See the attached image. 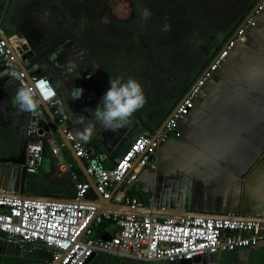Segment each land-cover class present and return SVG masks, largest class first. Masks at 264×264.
<instances>
[{
	"label": "crops",
	"instance_id": "0c3cea01",
	"mask_svg": "<svg viewBox=\"0 0 264 264\" xmlns=\"http://www.w3.org/2000/svg\"><path fill=\"white\" fill-rule=\"evenodd\" d=\"M5 4L6 0H0V17ZM26 17V13L22 14L16 31L7 35H17L34 51L35 55L26 60V67L32 68L31 74L46 76L53 85L57 81L61 82V87L57 89V104L64 115L62 125L68 127L78 140L83 141L76 135L78 131H83V125L77 122L76 116L82 115L86 121L93 119L86 109L96 108L102 95L110 87V79L72 26L63 31L58 28L57 31L71 36L55 44L56 35L53 34H56V29L52 34L48 33L47 37L43 35L45 38L42 35L34 36L33 32H24ZM55 25L58 26L56 23ZM250 42L252 45H249ZM70 62L75 64V69L70 70ZM74 87L83 88L80 99H71L70 91ZM0 103L7 104L5 100ZM2 107L0 105V111ZM44 113L41 128L61 140L51 119L45 111ZM0 118V132H5L4 127L7 125L14 131L15 124L10 121L15 118L13 111ZM135 121L138 119L133 114L129 123L116 132L105 131L96 123L95 132L87 143L96 153L104 156L103 163L106 167L113 165L109 155ZM157 124L154 119L147 124L148 128L143 127L153 131L161 123ZM179 124L181 136H171L159 146L154 156L156 166L152 170L165 176L181 173L190 180L191 211L263 220L264 8L256 16V25L247 30V42L238 43L230 51L222 66L205 83L201 95L195 100L194 108ZM61 156L69 164L64 170L59 168L56 157L45 147L37 175H41L43 181L56 182L57 188L42 187L41 192L35 195L72 198V173L77 179L87 180L66 146L61 148ZM4 165L0 161V188H4L2 181L9 172ZM33 190L37 189L33 187ZM134 195L141 200L139 194ZM86 197L90 200L96 198L92 188ZM102 230L109 232V226ZM51 258L50 249L38 245L28 247L17 240H4L0 236V264H50ZM197 261L196 264H264V240L256 247L221 250L212 259L201 257ZM88 264L167 262H143L97 252Z\"/></svg>",
	"mask_w": 264,
	"mask_h": 264
},
{
	"label": "built area",
	"instance_id": "2783aa9c",
	"mask_svg": "<svg viewBox=\"0 0 264 264\" xmlns=\"http://www.w3.org/2000/svg\"><path fill=\"white\" fill-rule=\"evenodd\" d=\"M256 2L258 4L251 15L243 18L175 103L162 128L150 131V135L139 134L119 161L110 167L104 165L102 154L96 153L87 142L78 140L68 127L62 125L64 115L58 109L57 95L50 100L40 97L36 86L42 79L50 81L49 78L31 74L32 68L24 70L18 66L16 56L21 57L19 48L24 40L15 34L6 35V38L0 36V64L8 72L11 69L22 71L24 80L12 78L13 82L18 89L23 84L32 86L41 102L35 115L29 113L25 161L22 165L25 173L31 175L39 172L45 147L56 157L61 170L69 166L61 156L65 143L41 128L45 118L44 103L54 115L59 116L57 122L61 124L65 139L70 142L75 155L83 161L101 197L110 198L116 204L140 207L142 201L128 188L145 167L155 168L154 156L159 146L171 136H181L178 125L194 108L205 83L238 43L247 42L246 31L256 25V16L264 8V0ZM27 72L30 79L26 77ZM72 177L74 195L71 200L14 197L0 188V231L18 236L25 243L36 241L52 246L55 249L52 250L50 264H84L97 252L143 262L160 260L168 263L221 250L256 247L264 240V220L258 218H234L230 214L219 217L164 215L98 208L94 203L85 201L91 189L90 181L77 179L74 173ZM122 183L124 187L121 188ZM103 221H108L114 227L112 232L102 230L103 234H110V239L94 233Z\"/></svg>",
	"mask_w": 264,
	"mask_h": 264
},
{
	"label": "trees",
	"instance_id": "16d2710c",
	"mask_svg": "<svg viewBox=\"0 0 264 264\" xmlns=\"http://www.w3.org/2000/svg\"><path fill=\"white\" fill-rule=\"evenodd\" d=\"M125 1L127 17L118 16L108 0H53L50 10L57 25L73 27L109 79L131 77L142 84L147 102L134 115L148 128L149 122L159 124L169 114L257 0ZM145 9L151 13L147 20ZM104 18L109 21L103 23ZM164 25L168 31L162 30ZM53 35L55 44L71 36L61 31ZM24 191L30 193L26 186ZM107 226L112 232L114 227L103 221L95 235Z\"/></svg>",
	"mask_w": 264,
	"mask_h": 264
},
{
	"label": "water",
	"instance_id": "95a60500",
	"mask_svg": "<svg viewBox=\"0 0 264 264\" xmlns=\"http://www.w3.org/2000/svg\"><path fill=\"white\" fill-rule=\"evenodd\" d=\"M258 2L255 3L254 7L248 13V16L251 15L252 11L256 7ZM0 17V36L6 38V34L1 27ZM247 34V31H246ZM244 44V43H243ZM249 45H252L250 42ZM19 53H21V57L16 56V62L21 69L26 70V60L30 57H33L34 51L29 47L26 41L21 43L19 48ZM227 59V58H226ZM1 62V59H0ZM2 65L0 64V69ZM2 75L0 74V77ZM197 76V75H196ZM195 76V77H196ZM27 79H30V74L27 72ZM12 79L9 78L0 80V101H4L7 103L9 108L14 112L15 118H11V123L14 125L15 134L18 136V150L16 153L10 157H0V161L6 162L8 165L7 178L4 177L3 181L6 180V186L4 189L7 191L6 194L14 197H28V198H38L43 200H71L72 198H60L55 196H45V195H31L24 191L25 180L27 174L25 173L22 165L25 161V147L27 142V130L29 124V112H19L18 108L15 105V95L19 90L16 83H12ZM44 111L47 113L49 118L51 119L52 124L54 125L56 131L59 133L61 140L65 143L66 148L69 150L71 156L76 161V163L82 168L83 173L88 181L91 183V188L94 190L96 194V198L94 200L85 199V201L94 203L98 208H107V209H115V210H129L136 211L141 213H157L164 215H183V216H212L219 217L215 215L203 214L196 211L189 210V201H190V180L184 174H174V176H165L163 174H157L156 171L148 168H144L137 179L131 184L129 187V191L133 194H139L142 205L139 207L131 206V205H122L113 203L110 198H102L101 195L96 191L95 185L92 182L91 177L87 174L85 165L83 161L77 157L71 147V144L68 140L65 139L64 133L62 132L60 124L57 122L59 118L58 115H54L51 109L44 103H42ZM172 110V109H171ZM171 112L161 121V124L158 127L160 130L165 122V120L171 115ZM178 128H181L180 124ZM42 131V129H41ZM146 134L150 135V131L143 127V125L135 121L133 126L128 130V132L123 136L118 145L114 148V150L110 153L109 158L112 159L113 164L117 163L119 159L122 157L123 153L129 147L131 142L139 135ZM121 188L124 187L122 183ZM234 218H239L238 215H233ZM243 219H253L248 218V216H240ZM247 217V218H246ZM264 220V219H263ZM0 236L6 240L8 238L15 239L19 243L25 246H41L50 250H54L52 246H49L43 242H32L25 243L21 241L18 236L10 235L5 232L0 231ZM102 237L104 239H110V234H103ZM216 253H209L205 255H198L191 259H179L172 262H168L167 264H196L199 258H213ZM92 254L88 259H86L84 264H88L91 260ZM56 264V262L52 263Z\"/></svg>",
	"mask_w": 264,
	"mask_h": 264
},
{
	"label": "clouds",
	"instance_id": "9594fccd",
	"mask_svg": "<svg viewBox=\"0 0 264 264\" xmlns=\"http://www.w3.org/2000/svg\"><path fill=\"white\" fill-rule=\"evenodd\" d=\"M151 13L145 9L142 17L147 20ZM163 31H168L169 26L164 25ZM7 35V34H6ZM25 41V40H24ZM52 59H55L53 57ZM75 64L70 62V70L75 69ZM7 75L15 80H24V73L17 69H11ZM39 95L43 100H50L57 95V89L61 82L53 85L50 81L42 79L38 82ZM82 87H74L70 91L73 100L80 99L83 94ZM37 91L32 86L23 84L15 95V105L19 112H29L35 115L40 108V100L37 99ZM147 102L143 86L134 78L126 81L122 77L110 79V87L102 95L100 103L93 109H86L91 114L92 120H85L82 115H77V122L83 125V131L76 135L84 142H88L95 132V125L98 123L103 130L116 132L126 126L135 112L141 109ZM38 151V150H37Z\"/></svg>",
	"mask_w": 264,
	"mask_h": 264
},
{
	"label": "rangeland",
	"instance_id": "374dc122",
	"mask_svg": "<svg viewBox=\"0 0 264 264\" xmlns=\"http://www.w3.org/2000/svg\"><path fill=\"white\" fill-rule=\"evenodd\" d=\"M52 3L53 0H9L8 2L6 0L5 7L3 8L4 11H1L3 12L1 27L3 28L5 34L13 33L19 26V20L22 14L25 13L27 14V21L23 31L26 33L33 32L35 33L34 36L44 35L47 37L48 33L52 34V32L57 31L58 28L63 31L64 29L71 27V25L67 22L60 26L55 25L51 16L52 12L50 10ZM108 3L118 16L127 17L130 14L127 2L125 0H108ZM94 9L97 10V12L101 11V9L98 7H95ZM107 21H109V19L104 18L102 22L106 23ZM75 23L80 25L76 21ZM219 36H221V34H219ZM40 178L41 175H37V173L27 175L24 184L26 189L30 190L29 194L33 195L40 193V189L42 187H46L48 189L57 188L56 182L43 181V179ZM5 186L6 180L2 181V187ZM33 187H35L37 190L32 191Z\"/></svg>",
	"mask_w": 264,
	"mask_h": 264
},
{
	"label": "flooded vegetation",
	"instance_id": "af4514ba",
	"mask_svg": "<svg viewBox=\"0 0 264 264\" xmlns=\"http://www.w3.org/2000/svg\"><path fill=\"white\" fill-rule=\"evenodd\" d=\"M7 73H8V70L2 66V68L0 69V74L2 75L0 77V80H3L4 78L8 80L10 76L7 75ZM12 83L14 82L12 81ZM0 105L4 107V108L3 107L1 108L0 117H6L7 115L11 113L12 110L9 108L7 104L0 103ZM4 128H6L5 132L4 131L0 132V157L5 158V157H10L14 155L16 151L18 150L19 144H18V136L15 134V130L13 131L12 127H9L8 125ZM1 162L3 163V165L5 164L4 168L7 171V168H8L7 163L3 161Z\"/></svg>",
	"mask_w": 264,
	"mask_h": 264
}]
</instances>
